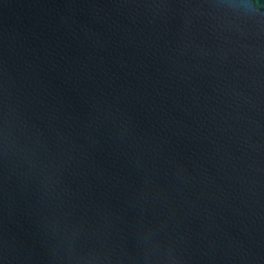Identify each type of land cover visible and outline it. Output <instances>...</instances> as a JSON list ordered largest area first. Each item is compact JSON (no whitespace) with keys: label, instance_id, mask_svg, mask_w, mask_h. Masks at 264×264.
<instances>
[{"label":"water","instance_id":"water-1","mask_svg":"<svg viewBox=\"0 0 264 264\" xmlns=\"http://www.w3.org/2000/svg\"><path fill=\"white\" fill-rule=\"evenodd\" d=\"M0 264H264V0H0Z\"/></svg>","mask_w":264,"mask_h":264}]
</instances>
